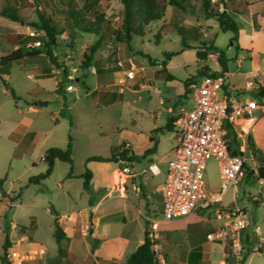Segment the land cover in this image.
<instances>
[{
    "label": "rangeland",
    "instance_id": "obj_1",
    "mask_svg": "<svg viewBox=\"0 0 264 264\" xmlns=\"http://www.w3.org/2000/svg\"><path fill=\"white\" fill-rule=\"evenodd\" d=\"M64 1L0 0V58L17 49L5 41V36L29 35L31 32H34L35 36H44L43 32L33 26L38 20L39 12L44 11L46 2L55 6ZM76 1L80 7H88L97 2L95 6L98 9H103L102 6L108 4L107 15L116 19L122 8L121 0ZM220 1L212 0V2ZM225 1L229 6H236L235 3L238 2V0ZM161 5H164L162 0ZM185 6L186 10L166 6L164 19L149 26L144 36H135L131 47L125 44L115 46L108 37L107 41H104V46L96 56L112 59L103 64L104 73L100 76L104 75L102 80L109 84L117 83L121 86L120 81L124 82L122 88L125 90L123 95L125 98L121 101L109 104L101 102L98 96H104L108 87H102L100 91L94 93L98 82L95 72L97 66H92L88 71L83 69L82 61L89 55L91 46L98 39L91 35H80L73 42L64 33L59 37L58 47L53 49L55 61L49 56L40 55L35 59L17 62L10 69V74L4 76V80L0 79V178L4 179L2 190L8 196L20 195L19 200L14 201L12 205L6 204L9 210L7 220L15 221L20 226H29V219L33 216L39 225L36 241H39L44 249L57 254L58 244L54 237L55 220L51 209L57 210L60 215L70 214V218H64L63 221V227H68L74 238L75 253L69 252L67 256L70 264L95 263V255L89 254L88 251L89 246L96 245L95 241L89 239L91 224L84 229L85 232L81 231L85 222H89L84 208L89 206L90 199H93L95 204L102 203L98 212L101 216L99 232L101 239L102 237L107 239L108 247L116 248L117 239H125L128 244L124 253L129 256L144 238L143 219L140 215L136 218L132 215H135L138 206L146 212L144 206L147 204L143 198L145 199L147 195L142 189L141 191L135 189L141 199L135 197V191L131 186V181L135 182V179L130 180V174L122 171V166L126 165L122 162H88L87 158L107 157L112 147L126 142L132 145L135 154L141 155L148 147L152 132L163 129L164 132L157 134L158 152L152 158L154 161L160 160V163L165 165L172 158L171 149L175 142L172 135L175 132L166 130L167 113L162 112V115L158 116L159 111H163L166 107L159 103V96H182L184 83L189 79H198V73L202 68L209 67L213 71L221 68L218 61L221 55L225 57L230 73L246 71L250 67L249 59L242 61L243 68L239 67L236 58L237 49L231 46L233 34L222 32L215 19L206 20L200 0H187ZM6 7L15 9L23 24L2 16L1 12ZM220 10H225L222 4ZM240 10L242 14L236 16V19L243 30H250V26L253 25L256 30L264 31V0L255 7L240 8ZM163 24H170L168 26L172 32L166 29L162 31ZM179 30L184 33L183 36L192 48L185 49L184 53L173 57L169 62V72L177 78V81L168 82L166 79L155 77V72L160 71L162 67L151 65L148 57L161 62L165 59V53H178L183 50V36L179 34ZM158 34L163 36L159 42L156 39ZM260 38L264 40V32ZM210 45L217 46L218 51L206 61L197 59V48L204 49ZM234 45L237 46L236 43ZM263 57L264 53L260 55V61ZM260 65L263 67V64ZM131 70L135 72L133 80L127 77V73ZM5 82L21 100H13L10 90L5 87ZM142 84L144 87L150 86L144 90L141 89ZM70 85L74 87L73 91H67ZM112 89L117 93L119 87L114 86ZM252 94L250 92L248 95L253 96ZM28 96L38 97L34 98L38 101L36 111H31L28 104H33L35 101ZM15 125L20 126L19 132L25 131V127L37 132V135H31L23 142L18 150V154L23 155L18 158H13L14 143L8 139V134ZM70 137L73 145V177L67 178L71 168L69 164L56 161L53 173L48 179L40 185L30 183L31 177L46 172L47 164L43 157L47 150L52 147L65 149ZM232 141L231 136V147L236 148ZM148 157L134 163L136 171L147 170L145 176L149 174ZM248 157V165L251 166L253 161L250 155ZM87 171L95 177L93 190L84 189V175ZM205 174L207 190L211 193H220L221 173L218 161L214 158L209 159ZM163 179L164 173L157 177L148 175L147 180L153 184H161ZM124 187L128 188V199L117 197L125 190ZM263 188L264 185L260 186L256 180L246 177L239 184L236 196L234 190L229 189L223 195L222 203L217 205L229 206L236 197L237 206L243 210L250 222L242 233V240L246 251L254 250L256 247V252L245 264H264V251L258 252L259 249L264 248V206L261 205L260 199L250 197V194L258 196ZM110 195L115 197L109 198ZM152 203L151 214L155 215L156 220H165L159 201L153 198ZM125 215L126 223H124ZM219 216L221 214H218L213 207L183 220L160 224L155 230L150 228L147 232L149 236L153 234L151 239L154 243L153 249L158 250L156 254L161 257L160 264H189L188 248L198 243L203 247V259L199 264L230 263L231 260L226 257L231 250L230 242H210L207 239V235L224 222ZM257 226L260 227L259 232H256ZM81 236L88 238V246L82 242ZM4 239L3 233H0V257L4 254ZM11 252L13 250H10L9 255ZM18 253L25 260L23 263L29 261L36 263L34 257L40 256L31 250L22 253L18 251ZM123 261L113 264H126V260ZM0 264H3L1 258Z\"/></svg>",
    "mask_w": 264,
    "mask_h": 264
},
{
    "label": "trees",
    "instance_id": "obj_2",
    "mask_svg": "<svg viewBox=\"0 0 264 264\" xmlns=\"http://www.w3.org/2000/svg\"><path fill=\"white\" fill-rule=\"evenodd\" d=\"M39 1V0H36ZM164 5H161V0H121L122 8L116 18H110L107 15L109 10V5L104 4L103 9H98L95 5L80 7L76 0H65L60 2L59 5H52L49 2L45 3V9L43 12H39V17L33 26L36 27L38 31L44 33V36H29V35H17V36H5V41H7L12 47H17V49L11 50L5 56L0 58V79L4 80L5 75L10 74V69L14 63H19L27 59H35L40 55L49 56L53 61L55 47H58L59 37L66 33L68 38L73 42L80 35H91L97 37V41L91 46L89 50V55L82 61L84 71H88L92 66H97L95 68L96 73L100 76L104 73V68L102 67L105 62L111 61V57L104 58L102 56H96L100 49L104 46V41H107V37L114 43L115 46L119 44H125L131 47V43L135 36H144L146 30L152 24L162 21L164 19L165 7L171 6L176 7L181 10H186L185 3L187 0H162ZM202 2L206 20L215 19L222 32H231L233 37L231 41L237 44L240 34V24L236 19V16L242 14L240 8H250L255 7L257 4L263 0H238L236 6H229L228 2L221 0L220 2H212V0H200ZM51 3V2H50ZM224 6V11L220 10V5ZM1 15L10 19L13 22L23 24L21 18L18 16L15 9L6 7L1 12ZM115 21V22H113ZM170 24H163L161 30L164 29L172 32ZM184 31V30H183ZM180 35L183 36L181 30L178 31ZM161 34V33H160ZM158 34L157 41L159 42L163 36ZM183 51L187 48H192V46L186 41L183 36ZM39 42L40 45H35ZM157 42V43H158ZM104 43V44H103ZM218 51L217 46H206L204 49L201 47L197 48L196 57L201 61L208 60L209 56ZM181 52H170L165 53V59L161 62L157 60H152L148 57L151 65H159L162 67L160 71L155 72V77L166 79L168 82L177 81V78L172 75L168 70V64L173 57L179 55ZM147 57V56H145ZM219 64L221 66L220 72H215L209 67L202 68L198 76L199 77H218L225 73H228V65L226 64L225 57L221 55L218 58ZM198 77V78H199ZM193 80V79H192ZM192 80H187L184 85L187 88V92L190 93L188 86ZM5 87L10 90L11 97L15 101L21 100L17 96L15 91L9 87V84L5 82ZM258 96L260 98L264 97V87H259ZM29 106H37L38 102L33 104H28ZM167 131H172L173 126L170 122L167 127ZM158 132H164L163 129H158L153 132V134H158ZM233 135L232 129L228 126V139ZM150 141L154 143L153 147L149 148L143 156H136L127 146L126 143L115 146L111 148L110 157L93 156L88 159V161H97L100 163H118L120 161H126L128 165H133L135 162H140L148 156L156 153L158 143L155 136H151ZM233 142L238 147V149L232 150L233 155H244L240 150L239 140L237 137H233ZM231 148V143H228ZM248 149L253 150L251 140L248 141ZM73 145L72 138H69V143L65 149L52 147L47 150L43 157V160L47 164V170L45 173L31 177L29 182L32 184L40 185L44 180L48 179L54 169L56 161H61L67 163L71 166L70 172L67 178L73 177ZM263 162V160H261ZM264 163V162H263ZM127 165V164H123ZM124 168V166H122ZM247 170V164H245ZM253 175V174H251ZM249 176V175H248ZM92 179V173L87 171L84 175V189H90V183ZM258 179L264 180V167L258 169ZM4 179H0V189H3ZM52 214L55 216V238L59 246V258L57 264H70L67 261L68 251L62 247L61 243L67 238V234L64 232L63 228L59 224V214L52 210ZM154 243L151 240L149 233L146 232L144 236V242L141 244L137 250L129 256L127 259V264H159L156 252L153 250ZM245 249V246H244ZM4 254L0 257L3 264H10L8 261V255L11 250V242L9 236L6 235L3 244ZM93 250V249H92ZM202 244L198 243L194 246L193 251L189 255V264H199L202 259ZM264 248L258 250L259 253L263 252ZM255 252L252 250H245L243 258L240 264H245L249 255Z\"/></svg>",
    "mask_w": 264,
    "mask_h": 264
},
{
    "label": "built area",
    "instance_id": "obj_3",
    "mask_svg": "<svg viewBox=\"0 0 264 264\" xmlns=\"http://www.w3.org/2000/svg\"><path fill=\"white\" fill-rule=\"evenodd\" d=\"M34 37L35 33L31 32ZM39 46L40 43L36 42ZM129 79L135 78L133 70L127 73ZM121 86L124 82L120 81ZM227 73L218 77H199L193 79L188 86L193 105L173 114L171 123L177 135V143L168 161L166 179L159 188L163 201V216L167 222L182 220L194 214L205 212L214 207L223 224L207 235L210 242H230V253L227 254L230 263L240 264L244 244L243 231L249 226L246 214L237 206L236 199L226 207H218L222 203L223 195L233 189L235 195L239 184L247 177L246 150H241L244 155H233L229 147L228 126L231 127L237 120L251 114V106L247 101H237L228 97L225 86ZM250 85H247L249 88ZM72 85L67 91H73ZM159 92V90H158ZM256 107L264 111V97L257 100ZM214 158L219 163L221 173V192L211 193L207 190L206 165L207 161ZM127 164L123 168L126 174L134 175L133 165ZM148 170L154 175L160 174V169L155 164H150ZM147 170L141 172L145 175ZM260 183L263 182L260 180ZM141 191L140 187H135ZM5 200L0 192V202ZM152 223V222H151ZM155 228V222L152 223ZM259 227L256 232H259ZM153 239V234H150ZM155 252H158L157 248ZM11 264H22L23 257L18 252H11ZM159 262L161 257L157 256ZM26 259V258H25ZM164 263V260H162Z\"/></svg>",
    "mask_w": 264,
    "mask_h": 264
},
{
    "label": "crops",
    "instance_id": "obj_4",
    "mask_svg": "<svg viewBox=\"0 0 264 264\" xmlns=\"http://www.w3.org/2000/svg\"><path fill=\"white\" fill-rule=\"evenodd\" d=\"M262 32H264V31L256 30L253 25L250 26V30H243L241 28L240 34H239L238 49H237V46H235V45H231V46L232 47L234 46L235 49H237L236 50V58H238L237 63L239 65V67L243 68L242 61L246 60V59H249L250 67L247 68L246 71L240 70L238 73L228 72L227 73V84L225 86V90L227 91L228 97H231L237 101H247L250 103V106L252 108L251 114L246 115L245 118L237 120L233 125H231V129L233 132L232 138L235 136L238 138L239 141L240 140L242 141V144H240V142H239L240 150H246L247 158H249L248 155H250L251 156L250 159H252V161H253V165L250 166V165H248V160H247V174L249 175V176L247 175V177H251L253 180H256L260 186L264 185V180H261L263 182L261 184L260 180L258 179V169L260 167H264V163H263L264 162V111H262L256 107V102H257V100L261 99L257 94L259 87H264V57L261 59L262 61H260V55L264 53V40H263V38H260ZM180 52L184 53L183 50H181ZM260 64H263V67H261L262 65H260ZM168 70H169V64H168ZM220 71H221V68L216 69L215 72H220ZM96 75L98 77V82H97V87H96V90L94 93H96L97 91H100L102 89V87L103 88L108 87V90H106L104 92V96H98V99L101 102L109 104V103H115V102L121 101L125 98V96H123L125 94V90H124V88H122V86H119L117 83L109 84V83L105 82L104 80H102V77L104 75L99 76L97 73H96ZM5 76H8V75H5ZM130 80H133V79H130ZM77 81H79V78L77 79ZM247 85H250V87L247 88ZM114 86L119 87V90L117 93H116V91H114V89H112V87H114ZM140 86H141V84H140ZM142 86H143V84H142ZM148 86H150V85H147V87L143 86V87H141V89L146 90L147 88H149ZM159 92H160V89H159ZM250 92L253 93L252 94L253 96L248 95ZM182 94H183L182 96H159V103L163 106H166V107H164L163 111H159L158 116H161L162 112L167 113L168 114L167 125L171 122V119H172L174 113H176L177 111H180L182 109H188L193 105V100L190 96V93L187 92V88L185 87V85L183 86ZM28 97H31L33 99L38 98L36 96H28ZM94 97L97 98V96H94ZM33 101L38 102V101H36V99H34ZM183 101H185V102H183ZM29 107L31 108V111L37 110L35 106L34 107L29 106ZM0 128H1V121H0ZM19 128H20L19 125L18 126L15 125L11 129L10 133L8 134V139H10L14 143V150L15 151L13 152V158L14 157L15 158L21 157L23 154H18V150H20V148L22 147L23 142L27 138L31 137V135H37L36 131L30 130L28 127H25L26 129L23 132H19ZM156 130H158V129H156ZM153 132H152V135L149 136V144H148V147L143 152V154H141V155L135 154L132 145L129 142H126L128 148L136 156H139V157L143 156L144 153L149 148L153 147V145H154V143H152L150 141L151 136H155L156 141L159 145V142L157 139V134L154 135ZM172 136H173L175 142H174L172 149H171V155H172L173 149L177 143V135H175V133H174V135H172ZM249 140H251L253 150L248 149V141ZM229 142H230V138H229ZM234 149H238V147L237 146H236V148L231 147V151ZM157 152H158V146H157V151L155 154H157ZM155 154L149 156L147 158V160H148V162L150 161V164H155L159 167L160 174L154 175L153 173H151L149 171L148 175L157 177V176H160L164 173V179H163L161 184H156V183L153 184V183L148 182V180H147L148 175L147 176L142 175L141 172L143 170L142 171H136L135 167L133 169L134 175H132V176L130 175V178H131L130 180L135 179V182L131 181L132 189L135 191V187H140L145 192V194L147 195V197L145 199L143 198V200L147 204L146 206H144L146 212H144L141 209V207L138 206L137 212L135 213V215L134 214L132 215L135 218L138 217V215H140L141 218L143 219V221H144L143 222L144 223V236H145V233L150 230V228L155 230L159 227L160 224H163V223L168 224L169 223L166 220H163V221L162 220H156L155 215L153 216L151 214L152 211H151L150 207L151 208L153 207L152 206L153 198H156V201H159V205H162L161 207L163 209V201H162L161 195L159 194V188L164 183V181L166 179V171H167V164H168V162L165 165L161 164L160 160L154 161V159L152 157H155L156 156ZM110 155H111V152H110ZM110 155L107 157H110ZM90 157H93V156H90ZM90 157L87 158V161ZM107 157H105V158H107ZM261 160H263V162H261ZM88 162H92V161H88ZM251 174H253V175H251ZM0 179H2V178H0ZM94 179H95V177L92 174V181L90 183L91 188L89 190L94 189L93 188ZM138 182H140V183H138ZM3 186H4V184H3ZM124 189L125 190L122 191L121 194H118L117 197L119 196L121 198H127L128 199V197H127L128 196V188L124 187ZM96 190H100V188L99 189L96 188ZM261 191L262 192H259L258 196H256V195L252 196L250 194V197L260 199L262 201L261 205L264 206V188L261 189ZM0 192L3 194V196L5 198V200L0 202V233H3V235L5 237H6V235L9 236V239L11 242V250H13V252L19 251L21 253L25 252L27 250H29V251L31 250V252H34L36 255H40V256H38V258L34 257L37 261L36 263L29 261L28 263L24 262L25 264H39L38 262H40V264H57L58 258H59V246H60L58 244V242H57L58 252H57V254H54V253L44 249L41 246V243H39V241H36V235H37L38 230H39V225L33 216L29 219V226H20L15 221L9 222L7 220V213L9 211L7 205H12L14 201L19 200L20 195H15L14 197L8 196L7 193H5L2 189H0ZM135 195H136L135 197L138 200L141 199L138 192L135 191ZM113 197H115V196L110 195L109 198H113ZM2 203H5V204H2ZM101 204L102 203L95 204L93 202V199H90L89 200V206L84 208V212H86L87 218H89V222H87V221L85 222L81 231L85 232L84 229L87 228L89 226V224H91L92 229H89L91 232V237L89 239L91 241L96 242L95 246H92V247L89 246L88 247L89 254L93 253L95 255L94 256V259H95L94 264H113L114 262L123 261V260H126V264H127V259L129 258L130 255L127 256L124 253V249H125L126 245L128 244V242H126L125 239L118 238L116 241V245H118V247L112 248V246L108 247L107 239H104L103 237H102V239L100 238L99 220H100L101 216L99 215L98 212H99V208H100ZM218 207H220V206H218ZM55 211L58 213L57 210H55ZM154 212L156 213V210ZM155 213H153V214H155ZM51 214H52V209H51ZM58 214L60 216L59 224L63 228L64 232L67 234V238L61 243V245L63 248H65L68 251V253L69 252L75 253V250H73L74 249V246H73L74 245V238L70 234L69 228L63 227L64 218H70V214H65V215L64 214L60 215V213H58ZM192 216H194V215H192ZM53 217L55 220L54 215H53ZM126 222H127V216L125 215L124 216V223H126ZM151 222L152 223L155 222V226H156L155 228L152 227ZM147 224H148V226H146ZM222 224L223 223H221L219 225L221 226ZM257 227H259V226H257ZM259 229H260V227H259ZM76 233L78 234V232H76ZM54 237H55V232H54ZM82 238H83L82 242L86 243V245L88 246V242H87L88 238H86L85 236ZM68 241H70V243ZM143 242H144V238L140 241V245L143 244ZM69 244H70V246H68ZM140 245H138L137 248ZM137 248H136V250H137ZM193 248H194V246L188 248L187 261H189V255H190L191 251H193ZM202 249H203V247H202ZM254 251L256 252V247H255ZM255 252H253V253H255ZM253 253H251V255ZM251 255H249V257ZM39 258H40V260H38ZM202 259H203V250H202ZM105 261H107V262H105ZM24 263H22V264H24ZM221 263H222V261H221ZM159 264H160V262H159Z\"/></svg>",
    "mask_w": 264,
    "mask_h": 264
},
{
    "label": "water",
    "instance_id": "obj_5",
    "mask_svg": "<svg viewBox=\"0 0 264 264\" xmlns=\"http://www.w3.org/2000/svg\"><path fill=\"white\" fill-rule=\"evenodd\" d=\"M62 114H64V112H62ZM239 142H240V144H242V141L241 140Z\"/></svg>",
    "mask_w": 264,
    "mask_h": 264
}]
</instances>
